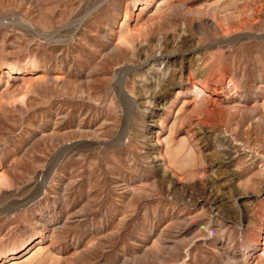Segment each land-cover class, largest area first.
Segmentation results:
<instances>
[{
    "label": "rangeland",
    "instance_id": "1",
    "mask_svg": "<svg viewBox=\"0 0 264 264\" xmlns=\"http://www.w3.org/2000/svg\"><path fill=\"white\" fill-rule=\"evenodd\" d=\"M0 264H264V0H0Z\"/></svg>",
    "mask_w": 264,
    "mask_h": 264
},
{
    "label": "bare ground",
    "instance_id": "2",
    "mask_svg": "<svg viewBox=\"0 0 264 264\" xmlns=\"http://www.w3.org/2000/svg\"><path fill=\"white\" fill-rule=\"evenodd\" d=\"M188 256V255H187Z\"/></svg>",
    "mask_w": 264,
    "mask_h": 264
}]
</instances>
